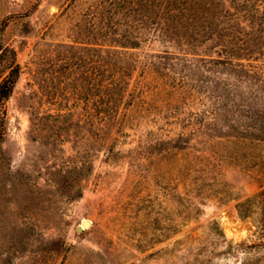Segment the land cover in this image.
I'll return each instance as SVG.
<instances>
[{"label":"rangeland","instance_id":"1","mask_svg":"<svg viewBox=\"0 0 264 264\" xmlns=\"http://www.w3.org/2000/svg\"><path fill=\"white\" fill-rule=\"evenodd\" d=\"M154 5L0 0V92L14 81L0 95V264L264 257L259 200L238 212L264 189L247 176L264 172V143L205 142L210 100L188 70L153 66L179 52L156 38ZM180 137L190 147L174 151Z\"/></svg>","mask_w":264,"mask_h":264},{"label":"trees","instance_id":"2","mask_svg":"<svg viewBox=\"0 0 264 264\" xmlns=\"http://www.w3.org/2000/svg\"><path fill=\"white\" fill-rule=\"evenodd\" d=\"M154 2L152 24L156 38L175 46L179 52L156 54L153 66L157 71L188 70L198 83L193 87L210 100L212 106L207 113L212 121L204 124L205 142H224L236 148L264 143V0ZM145 40L140 38L133 45H141ZM13 84L14 81H9L0 95L6 97ZM187 144L189 142L180 137L172 149H188L190 145ZM239 152L238 149L229 152L227 158L235 161ZM200 165L203 169L196 172L211 175V180L221 182L225 189L230 188V184L217 179L220 172L209 159L200 158ZM254 172L247 176L252 181L256 179L257 187L262 189L264 172ZM224 194L220 193L221 198ZM255 200H259L264 211V189L239 204L238 212L242 217H248L246 211L250 210L246 207L253 205ZM261 223L264 235V219ZM263 241L253 245L251 250L261 254ZM263 261L261 256L240 264H262Z\"/></svg>","mask_w":264,"mask_h":264},{"label":"water","instance_id":"3","mask_svg":"<svg viewBox=\"0 0 264 264\" xmlns=\"http://www.w3.org/2000/svg\"><path fill=\"white\" fill-rule=\"evenodd\" d=\"M91 227V222L90 221H84L82 227L78 228V232H82L85 229H89Z\"/></svg>","mask_w":264,"mask_h":264}]
</instances>
